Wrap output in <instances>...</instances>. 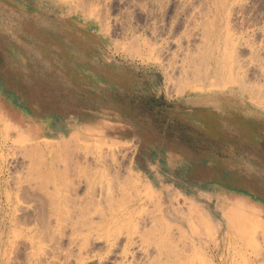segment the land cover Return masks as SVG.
<instances>
[{
    "label": "rangeland",
    "instance_id": "374dc122",
    "mask_svg": "<svg viewBox=\"0 0 264 264\" xmlns=\"http://www.w3.org/2000/svg\"><path fill=\"white\" fill-rule=\"evenodd\" d=\"M180 1L0 0L2 190L38 177L59 209L9 263L18 236L0 227V264H264V0ZM199 15L245 75L224 61L227 75L168 79Z\"/></svg>",
    "mask_w": 264,
    "mask_h": 264
},
{
    "label": "bare ground",
    "instance_id": "6f19581e",
    "mask_svg": "<svg viewBox=\"0 0 264 264\" xmlns=\"http://www.w3.org/2000/svg\"><path fill=\"white\" fill-rule=\"evenodd\" d=\"M181 1H182V4H184V6L187 4H190V3H191L190 5L194 4L193 0H181ZM207 1H208V3H206ZM204 2H205V0H204ZM206 2H205V4L207 5V8L210 5H213V8H215V4L216 5H217V3L223 4L225 2V0H206ZM229 10L230 9L228 8L227 11H229ZM206 11H207V9H206ZM216 11L217 10L215 9V12ZM195 22H196L197 26L194 27V29L190 30L191 31L190 33L178 38L177 48H179L181 50L184 47V49H185V55H184L185 58H184L183 62H181V64L178 66H174L173 63L171 64L168 62L162 64L166 68V73H169L167 75L168 79L171 76L175 77L176 74L178 75L179 74L178 72L182 73V75L185 77H187V76L189 77V75H191L192 76L191 78H194L195 80L199 79V81L204 80L203 79L204 77L206 79V77L209 76L210 73L213 74L214 71L217 72V73L214 72L215 73L214 75L219 74V72H221L223 75H227V73L225 72L224 61H225L226 66L227 65L230 66V70H229L230 73H238L239 71H241V74L245 75L244 73H242V70H240L244 66V64L240 63L239 60H236L235 58L232 57L235 54L236 49L238 48L237 43L234 41V38L230 37L227 33L222 32L219 28H217L215 25H213L211 21H207L206 18L203 16L201 17L199 15L197 18L195 17L194 23ZM226 23H227V16H226ZM196 40H197V42H195ZM159 48L161 51L162 47L160 46ZM168 49H169L168 46H164L162 49V54L167 55ZM157 50H158V48H157ZM222 52L227 56H231L230 60L225 56H224V60H223ZM261 75H262V77H264V69L262 70V74H260V76ZM217 80L216 81L213 80L214 82H212V84L219 82ZM220 81H223V80H220ZM202 82H204V81H202ZM205 82H206V80H205ZM225 83L227 84V81ZM234 83L232 82V84H234ZM212 84H210V85L213 88H215V86ZM222 84H224V82H222ZM236 85L239 88V92L240 91L241 92L251 91L249 89L250 86L248 87L247 86L248 84L246 85L245 80L243 82L240 80L238 83H236ZM262 93H264V89L262 90ZM249 95H250V93H249ZM263 96L264 95L261 94L260 98H262ZM252 97H253V99L249 100L252 103L256 102L257 100H258L257 102H259V101L262 102V100H260L258 97L256 98V96L254 97V95ZM263 103H264V101L261 104H263ZM46 124L48 127H45V124H43V125L38 124L39 125V131H41V130H42L41 132L51 131V129L54 127V123H52V122H46ZM37 179L39 180L38 177H37ZM38 180L36 182L39 183ZM74 180H76V179H74ZM72 181L73 180H71L70 182H71V184H74V185H76L78 183L80 184V182H81L80 180H78V183L75 184V182L74 181L72 182ZM19 182L20 183L16 186L17 197L16 196H10L4 190H2V186L7 185L6 180H3L2 178H0V199L3 198L4 201H6V202H4V204H1V206H0V214H1L0 227H1L3 234L6 232V238H7L8 234L10 235L11 233H13L14 237L18 236L17 239H12L11 242L9 241L8 243H7V239H6V243L4 246L10 249V253L12 254V257H13V258H11L9 256L7 258L8 263L17 259L19 251L21 250V248L23 246H26L27 243L31 247H34V245H35V241L33 239L35 237V234H33V235H28V234L22 235L21 230L24 229V227L26 225L30 224L32 221H34V223H33V226L31 227V230L32 231L35 230L34 232H36V233L39 231V229H38L39 227H41V228L46 227L47 229H48V227L50 228V226H49L50 221H49V218H47V217L51 216V215H55L57 213V211L59 210L57 208V206H56V213H55V210H53L52 208H48V209L45 208L48 206H53V203L51 202L50 197L45 192H43L40 184L34 182L33 184L35 186L29 185L28 187H25V185L24 186L21 185L22 182L20 181V179H19ZM76 182H77V180H76ZM23 183H24V181H23ZM35 183L38 185L36 186ZM25 184L28 185V183H26V182H25ZM77 188H79V185L75 186L74 188L71 187L70 189H72V190H70V191L73 192L74 194H76L75 192L77 191ZM38 191L41 192L40 194H42V193L43 194L40 195ZM70 191H69V193H70ZM73 193H72V195H74ZM42 196H44V197H42ZM42 198H45V199H42ZM72 198H70V200ZM25 200H33V201H36L37 205H42V209H39V207H37V210H34V216L31 219L29 218V216H26L27 214L23 215V211H22V214H20V211L23 209L21 206H19V203H21V201H25ZM78 201L79 200H76L75 202L72 201V203L77 202V204H78ZM9 203H10V206H9ZM75 211H77V210H75ZM57 215L58 214H56V216ZM76 222H83L84 224H87L88 220H87V218H83V219L76 220ZM48 230H46L45 232H47ZM7 231H8V234H7ZM17 231H18L19 235L17 234ZM53 232H54V230L52 231V233ZM121 234H122V232H120L114 239H113V236L111 237L112 239L107 238L106 245L110 246V247L116 245L118 242V238L120 239ZM131 240L132 239H131L130 235L125 234V241H124V244L122 245V248H121V256L123 255L124 258L127 254V248H128L129 243H131ZM80 254H81V251H79V255ZM131 258H133L132 255H131ZM79 259L77 261H79Z\"/></svg>",
    "mask_w": 264,
    "mask_h": 264
}]
</instances>
